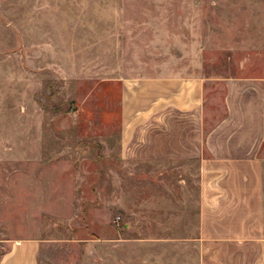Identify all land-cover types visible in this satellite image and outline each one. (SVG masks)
<instances>
[{
	"label": "rangeland",
	"instance_id": "1",
	"mask_svg": "<svg viewBox=\"0 0 264 264\" xmlns=\"http://www.w3.org/2000/svg\"><path fill=\"white\" fill-rule=\"evenodd\" d=\"M262 10L260 0H0V253L37 238L38 264H199L194 163L163 157L165 137L195 131L163 111L123 146V85L204 74L205 136L223 114L224 86L210 78L264 75Z\"/></svg>",
	"mask_w": 264,
	"mask_h": 264
},
{
	"label": "crops",
	"instance_id": "2",
	"mask_svg": "<svg viewBox=\"0 0 264 264\" xmlns=\"http://www.w3.org/2000/svg\"><path fill=\"white\" fill-rule=\"evenodd\" d=\"M260 17L263 33L264 10ZM260 58L264 60V38ZM205 80L196 72L124 84L122 143L131 142L130 132L142 119L163 111L188 118L195 134L165 137L163 157L194 163L198 183L194 243L199 264H264V75L210 78L224 86L218 104L223 114L204 136ZM40 246L37 238L11 239L0 253V264H38Z\"/></svg>",
	"mask_w": 264,
	"mask_h": 264
}]
</instances>
